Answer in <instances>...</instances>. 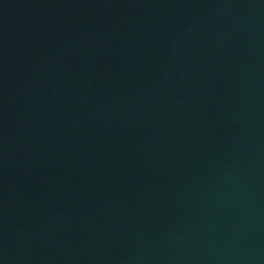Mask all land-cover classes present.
I'll return each mask as SVG.
<instances>
[{
  "label": "water",
  "instance_id": "95a60500",
  "mask_svg": "<svg viewBox=\"0 0 264 264\" xmlns=\"http://www.w3.org/2000/svg\"><path fill=\"white\" fill-rule=\"evenodd\" d=\"M0 264H264V0H0Z\"/></svg>",
  "mask_w": 264,
  "mask_h": 264
}]
</instances>
